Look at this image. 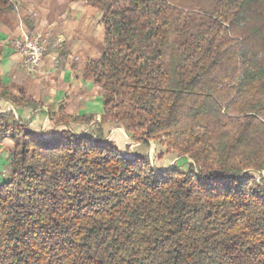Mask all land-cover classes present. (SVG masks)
<instances>
[{
    "label": "trees",
    "instance_id": "obj_1",
    "mask_svg": "<svg viewBox=\"0 0 264 264\" xmlns=\"http://www.w3.org/2000/svg\"><path fill=\"white\" fill-rule=\"evenodd\" d=\"M93 3L105 47L84 78L103 92L100 123L187 167L0 114V264H264V0ZM0 99L32 104L1 79ZM52 122L85 120L61 107Z\"/></svg>",
    "mask_w": 264,
    "mask_h": 264
},
{
    "label": "crops",
    "instance_id": "obj_2",
    "mask_svg": "<svg viewBox=\"0 0 264 264\" xmlns=\"http://www.w3.org/2000/svg\"><path fill=\"white\" fill-rule=\"evenodd\" d=\"M10 2L13 9L0 12V79L9 93L21 94L32 104L16 107L11 101L0 99V114L12 113L27 131L47 140L66 129L83 136L102 132L100 141L113 143L122 156L149 157V149L134 142L124 129L100 123L103 92L84 78L88 63L98 61L104 52L105 33L99 6L93 0ZM34 33L48 36L52 47L40 70L27 73L12 42ZM61 107L67 116L85 122L55 125L52 118ZM159 148L162 149L159 144L155 146L154 155L160 153ZM12 151V140L0 129V186L10 179ZM180 161L178 157L164 159L156 169H171Z\"/></svg>",
    "mask_w": 264,
    "mask_h": 264
},
{
    "label": "built area",
    "instance_id": "obj_3",
    "mask_svg": "<svg viewBox=\"0 0 264 264\" xmlns=\"http://www.w3.org/2000/svg\"><path fill=\"white\" fill-rule=\"evenodd\" d=\"M12 46L21 56L24 70L27 73H34L40 70L44 58L52 47V41L48 36L34 33L15 39Z\"/></svg>",
    "mask_w": 264,
    "mask_h": 264
},
{
    "label": "rangeland",
    "instance_id": "obj_4",
    "mask_svg": "<svg viewBox=\"0 0 264 264\" xmlns=\"http://www.w3.org/2000/svg\"><path fill=\"white\" fill-rule=\"evenodd\" d=\"M99 133H100L101 136L103 135L102 132H99ZM99 133L98 132L96 134L94 133L92 138L95 139V138H97V136H98V138H100ZM127 136L129 137L128 134H127ZM118 144H120V143H118ZM155 146L158 147V142L150 141L148 146L146 147L147 149H149L148 151H150L149 161H150V165H151L152 168L156 169L157 166L160 165L159 164V163H161L160 161H162L164 159L170 160V159L177 158V155L174 152H167L162 147H161L162 149H160V148L158 149V151H160V153H158L157 155H154ZM163 163H165V162H163ZM177 166H179L178 168H180L181 170H185L186 167H187V161L182 160V161L179 162V165H177Z\"/></svg>",
    "mask_w": 264,
    "mask_h": 264
}]
</instances>
